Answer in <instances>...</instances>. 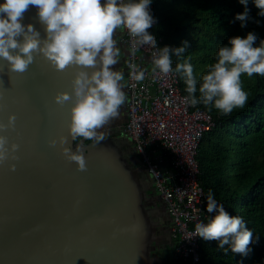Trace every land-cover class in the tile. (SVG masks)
Masks as SVG:
<instances>
[{
	"label": "water",
	"instance_id": "95a60500",
	"mask_svg": "<svg viewBox=\"0 0 264 264\" xmlns=\"http://www.w3.org/2000/svg\"><path fill=\"white\" fill-rule=\"evenodd\" d=\"M22 23L45 36L35 6ZM73 69L34 54L16 73L0 59V123L16 117L0 135L18 145V159L0 163V264H152L154 232L136 172L112 140L90 146L68 137L71 101L54 97L71 93ZM60 136L84 155V170L64 157Z\"/></svg>",
	"mask_w": 264,
	"mask_h": 264
},
{
	"label": "clouds",
	"instance_id": "9594fccd",
	"mask_svg": "<svg viewBox=\"0 0 264 264\" xmlns=\"http://www.w3.org/2000/svg\"><path fill=\"white\" fill-rule=\"evenodd\" d=\"M243 11L236 13L234 20L240 27L248 21L260 24L250 16L249 0H238ZM152 0H0V59L7 62L10 72L23 73L34 60V54L42 55L57 70L72 65L71 93L60 92L54 100L58 104L71 101L68 137H83L100 143L104 133L98 130L120 115L121 106L127 99L124 91V71L111 66L121 61L120 36L114 33L127 30L131 39L130 54L144 45L157 51L151 57L152 72L179 74L185 84L186 104L211 105L221 114L227 115L235 108L243 107L248 93L242 87L241 76L253 74L264 76V39L255 31L243 37H229L227 44L220 45L215 53V62L203 74L199 87L189 57H184L187 41L179 47L157 46V40L148 29L155 23L151 14ZM259 10L257 16L264 17V0H251ZM32 5L44 26L45 36L32 24L22 23L23 13ZM177 58L173 67L172 57ZM129 77L142 81L145 69L127 62ZM199 91L197 97L195 93ZM15 114L8 116V123H0V131L13 128ZM68 137L60 136L58 142L64 157L76 163L78 170L86 168L84 155L79 148L73 151L64 147ZM7 137L0 135V163L17 160L16 143L7 147ZM51 146L57 139L49 141ZM10 170L15 164L9 165ZM206 211L214 213L207 222H197L196 236L206 241H217V248L224 254L246 255L253 236L240 216L231 215L222 204H218L212 190L206 196ZM227 245V247H225Z\"/></svg>",
	"mask_w": 264,
	"mask_h": 264
},
{
	"label": "trees",
	"instance_id": "16d2710c",
	"mask_svg": "<svg viewBox=\"0 0 264 264\" xmlns=\"http://www.w3.org/2000/svg\"><path fill=\"white\" fill-rule=\"evenodd\" d=\"M152 3L157 19L153 31L164 39V46L179 47L187 41L183 56L190 58L197 87L209 65L215 62L218 47L227 44L229 37H243L248 31H255L257 44L264 39V17L257 16L259 10L251 0L250 16L260 20V24L250 20L243 28L234 20L235 14L244 8L238 0H152ZM172 60L177 62L175 56ZM179 79L181 91L187 95L180 76ZM241 82L248 93L243 107L224 115L211 105H195L209 113L215 122L200 142L197 161L205 211L206 196L211 189L218 204L231 215L242 217L252 230L250 251L246 255L231 251L224 254L218 250L217 241L200 238L198 264H264V76L244 74ZM195 95L199 97V91ZM212 215L208 213L207 220Z\"/></svg>",
	"mask_w": 264,
	"mask_h": 264
},
{
	"label": "built area",
	"instance_id": "2783aa9c",
	"mask_svg": "<svg viewBox=\"0 0 264 264\" xmlns=\"http://www.w3.org/2000/svg\"><path fill=\"white\" fill-rule=\"evenodd\" d=\"M150 9L155 23L148 31L155 36L157 46L163 47L164 39L153 31L157 25L153 3ZM131 39L123 30L121 41L128 49V62L144 68L145 77L135 81L127 74L128 119L122 128L135 144L171 218L175 260L179 264H198L201 237L196 236L194 227L197 222L206 223L208 213L204 209L197 153L204 134L215 122L205 110L183 101L186 95L181 91L178 74L151 71L155 48L144 45L130 54Z\"/></svg>",
	"mask_w": 264,
	"mask_h": 264
},
{
	"label": "crops",
	"instance_id": "0c3cea01",
	"mask_svg": "<svg viewBox=\"0 0 264 264\" xmlns=\"http://www.w3.org/2000/svg\"><path fill=\"white\" fill-rule=\"evenodd\" d=\"M122 35H123V30H122ZM121 35V36H122ZM121 36H120V44H123L121 41ZM124 46V44H123ZM128 56V52H127ZM115 68V66H111ZM116 69V68H115ZM125 87L124 90L128 93L127 91V79L125 78ZM124 111V110H123ZM124 117L125 121H127V104H126V109L124 112ZM115 125L112 127L111 130H108L107 133L105 134L106 138L104 139H109V135L111 132L116 130V122L114 121ZM124 132V131H123ZM130 139V138H129ZM135 145V144H134ZM136 148V146H135ZM137 151V148H136ZM130 166V165H129ZM131 167V166H130ZM167 169L168 167L165 166ZM136 176L139 184L142 185V193L144 196L143 199V205L145 206V210L147 211L149 217V224L152 226L151 229L154 232L153 233V244L152 247L155 249L158 255V263L157 264H178L177 261L175 260L174 252H175V243L171 240L168 242L167 240V235L168 232L172 228V221L169 215L167 214L166 207L164 202L161 200L158 192L156 193V189L153 183V180L141 173L140 171H136ZM153 191L154 193H151ZM159 198V200H158ZM170 233V232H169ZM170 235V234H169ZM153 263V262H152Z\"/></svg>",
	"mask_w": 264,
	"mask_h": 264
},
{
	"label": "rangeland",
	"instance_id": "374dc122",
	"mask_svg": "<svg viewBox=\"0 0 264 264\" xmlns=\"http://www.w3.org/2000/svg\"><path fill=\"white\" fill-rule=\"evenodd\" d=\"M117 34L119 36H121L122 35V31H118V33H114V36L117 35ZM119 46L121 47L122 52L124 53V55L122 56L121 61L118 64L114 65V66H115L116 69L121 68L124 71V80H125V77L127 76L126 74H128V66H127V62H128L127 52H128V49H127V47L125 45L123 46V44L119 43ZM126 79H127V77H126ZM126 94H127V99H126L125 103L121 106V108H124V112H125V109H126V104L129 101V94L127 92H126ZM126 122L127 121H125L124 114H122L118 118V120L116 121V125H119V128H117L115 131L112 132V135H111V137H109V139L112 140V142L115 144V147L118 148L117 153L119 152L122 155L121 157H123L124 161L128 165H130L133 170H136V171L138 170L141 173H143L144 175H146L147 177H149L150 179H152V177L149 174L148 170L144 166V164H143V162L141 160V157L139 156L138 152L136 151L134 143L123 132L122 126ZM109 139L107 138L106 142L109 141ZM79 141H81V140L77 139V142H79ZM102 143H104V142L101 141L100 143H95L92 140H87L86 139V140H84L83 145H90V146L98 145V146H100V145H102ZM158 200H159V198H158Z\"/></svg>",
	"mask_w": 264,
	"mask_h": 264
},
{
	"label": "flooded vegetation",
	"instance_id": "af4514ba",
	"mask_svg": "<svg viewBox=\"0 0 264 264\" xmlns=\"http://www.w3.org/2000/svg\"><path fill=\"white\" fill-rule=\"evenodd\" d=\"M127 75V74H126ZM125 75V76H126ZM127 77V76H126ZM125 77V78H126ZM124 82H125V80H124ZM127 105H128V103H127ZM124 108H121L120 109V115L118 116V118L122 115V114H125L124 113ZM123 112V113H122ZM118 118H117V120H118ZM114 121L115 120H111L107 125H105L104 127H102L101 129H99L98 131L99 132H103L104 133V137L106 136L105 134H108L107 133V131L108 130H111L112 129V127L115 125V123H114ZM116 122V121H115ZM111 135H112V132H111V134L109 135V137H111ZM106 138V137H105ZM151 193H154L153 191H151ZM170 232V233H169ZM168 232V235H167V240H168V242H170L171 240H172V238H171V230ZM170 234V235H169ZM173 241V240H172ZM152 254V257H151V262H153L152 264H157L158 263V255H157V252L155 251V249L153 250V252L151 253Z\"/></svg>",
	"mask_w": 264,
	"mask_h": 264
}]
</instances>
